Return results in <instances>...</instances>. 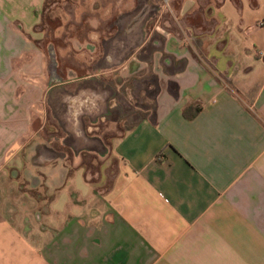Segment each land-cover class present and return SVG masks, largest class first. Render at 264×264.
Masks as SVG:
<instances>
[{
  "label": "crops",
  "instance_id": "obj_1",
  "mask_svg": "<svg viewBox=\"0 0 264 264\" xmlns=\"http://www.w3.org/2000/svg\"><path fill=\"white\" fill-rule=\"evenodd\" d=\"M83 1L0 0V264H264V0Z\"/></svg>",
  "mask_w": 264,
  "mask_h": 264
},
{
  "label": "rangeland",
  "instance_id": "obj_2",
  "mask_svg": "<svg viewBox=\"0 0 264 264\" xmlns=\"http://www.w3.org/2000/svg\"><path fill=\"white\" fill-rule=\"evenodd\" d=\"M98 7H99V5H97V4L94 7L92 4L85 3L84 1L82 3H79V0H72L68 4L66 3V1H63V0H60V3L57 5H55L54 2L49 4L48 8L49 9L52 8L53 11L55 9H57V11L59 12V15L56 18V20H54L53 22L47 21L46 19L42 21L39 29L42 28L44 30L43 43H45V41L48 40L49 42L46 43V46H47L51 43L50 42V41H52L51 38H53L50 36H46L48 33L47 30L53 31L55 28L60 29V28H64V27H69V26H73V24H76V25L78 24L82 28L88 27L89 26V19L91 17H94V15L97 16ZM154 10H156V11L159 10L158 5H156L154 7ZM52 15H53V13H52ZM156 21H157V18H156ZM149 27H150V25H149ZM22 199H23L22 202L19 203V196L18 195H17V197H11V205L12 204L15 205L14 207L17 206V209L19 208V210H20L21 209L20 205H23L24 204L23 202H27L24 198H22ZM27 206H28V208L26 211V216H28V220L33 225L38 226L39 221L42 224H47L50 221V215H46V213H39V214H41V219L37 220L35 217L36 213L33 211L31 203H27ZM20 212H21V215H23L24 212L22 211V209L20 210ZM16 213H19V211L17 210ZM17 219H18V214L15 217H12V221H14V222H17Z\"/></svg>",
  "mask_w": 264,
  "mask_h": 264
},
{
  "label": "trees",
  "instance_id": "obj_3",
  "mask_svg": "<svg viewBox=\"0 0 264 264\" xmlns=\"http://www.w3.org/2000/svg\"><path fill=\"white\" fill-rule=\"evenodd\" d=\"M184 116H185L187 119H189V120H191V119L194 118V115L189 114V109H186V110L184 111Z\"/></svg>",
  "mask_w": 264,
  "mask_h": 264
},
{
  "label": "built area",
  "instance_id": "obj_4",
  "mask_svg": "<svg viewBox=\"0 0 264 264\" xmlns=\"http://www.w3.org/2000/svg\"><path fill=\"white\" fill-rule=\"evenodd\" d=\"M262 55V53H260Z\"/></svg>",
  "mask_w": 264,
  "mask_h": 264
}]
</instances>
